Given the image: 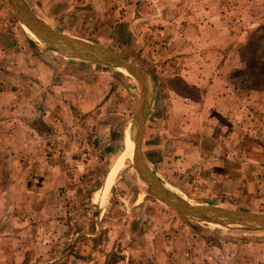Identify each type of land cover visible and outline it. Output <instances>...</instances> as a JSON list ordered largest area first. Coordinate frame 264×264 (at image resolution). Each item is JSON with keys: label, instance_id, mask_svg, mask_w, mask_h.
Listing matches in <instances>:
<instances>
[{"label": "rangeland", "instance_id": "rangeland-1", "mask_svg": "<svg viewBox=\"0 0 264 264\" xmlns=\"http://www.w3.org/2000/svg\"><path fill=\"white\" fill-rule=\"evenodd\" d=\"M22 1L142 70L141 155L166 193L264 215V0ZM139 95L135 76L39 38L0 0V264H264L263 227L151 192Z\"/></svg>", "mask_w": 264, "mask_h": 264}, {"label": "water", "instance_id": "water-1", "mask_svg": "<svg viewBox=\"0 0 264 264\" xmlns=\"http://www.w3.org/2000/svg\"><path fill=\"white\" fill-rule=\"evenodd\" d=\"M16 16L21 24L26 26L33 34L39 38L67 49L70 53L79 57L89 58L97 62L112 64L113 66L122 68L136 77L140 95L138 101V110L136 113V136L134 137V163L140 177L146 182L151 192L167 206L177 212L189 216L194 219H199L209 222H219L227 225H257L264 228V215L217 209L206 206H194L182 199L171 196L162 189L157 179L150 172L144 163L141 155V143L146 126V111H145V81L142 70L134 63L125 60L124 58L107 51H100L94 46L86 44L83 41L63 35L50 26L46 25L29 8L22 0H10Z\"/></svg>", "mask_w": 264, "mask_h": 264}, {"label": "bare ground", "instance_id": "bare-ground-1", "mask_svg": "<svg viewBox=\"0 0 264 264\" xmlns=\"http://www.w3.org/2000/svg\"><path fill=\"white\" fill-rule=\"evenodd\" d=\"M26 27V26H25ZM28 31V30H27ZM32 36H34V35H32ZM68 55V54H67ZM69 56V55H68ZM131 139H129V137L127 136V145H129V142H131L130 141ZM131 145V144H130ZM110 175V174H109ZM109 179V178H108Z\"/></svg>", "mask_w": 264, "mask_h": 264}, {"label": "crops", "instance_id": "crops-1", "mask_svg": "<svg viewBox=\"0 0 264 264\" xmlns=\"http://www.w3.org/2000/svg\"><path fill=\"white\" fill-rule=\"evenodd\" d=\"M177 96L179 97V95H177ZM183 97H184V98H182V99H184V100H189L188 97H186V96H183ZM182 105H185V103L182 102Z\"/></svg>", "mask_w": 264, "mask_h": 264}]
</instances>
